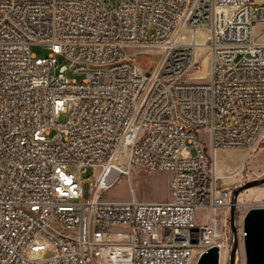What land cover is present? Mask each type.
Wrapping results in <instances>:
<instances>
[{
    "label": "built area",
    "instance_id": "1",
    "mask_svg": "<svg viewBox=\"0 0 264 264\" xmlns=\"http://www.w3.org/2000/svg\"><path fill=\"white\" fill-rule=\"evenodd\" d=\"M257 21L255 0H0V264H195L228 249L236 183L216 153L264 143ZM136 166L170 172L166 199L104 196Z\"/></svg>",
    "mask_w": 264,
    "mask_h": 264
},
{
    "label": "rangeland",
    "instance_id": "2",
    "mask_svg": "<svg viewBox=\"0 0 264 264\" xmlns=\"http://www.w3.org/2000/svg\"><path fill=\"white\" fill-rule=\"evenodd\" d=\"M259 37L264 36V25L260 27L256 33ZM32 51L37 55H47L49 49L34 44ZM158 54L151 52V49H144L141 55L137 57V61L146 67L156 63ZM57 59L60 64L67 61L63 56L58 55ZM60 69L56 68L55 73ZM67 75L81 79L84 75L81 73H74L71 70H66ZM195 79H208L210 75V56H204L202 60V67L199 71L194 73ZM63 113L59 120L65 119ZM202 137L209 141V135L206 131H202ZM217 171L223 174V180L228 183H236V187L244 185L250 180L264 178V143L256 150L249 152L247 148L243 147H219L216 153ZM241 168L244 170V176L241 174ZM239 171V172H238ZM92 168L89 167L84 176L88 180L91 178ZM170 187V172L168 170L148 168L136 166L132 169L131 174H122L117 181L104 192V196L116 199H128L133 193L137 194L139 198L148 200L166 199L169 194ZM239 200V202H238ZM236 216L235 225L237 227V241L238 246L235 253V264H246V251L244 244V215L246 211L253 206H264V182L256 185L248 186L239 191L235 197ZM231 208L229 209V228L227 233L229 235L228 254L225 258H221V264H230V252L234 245V232L231 225ZM57 253V249H44L37 253H30L34 258H47ZM197 262V261H196ZM195 262V264H196ZM194 264V262H193Z\"/></svg>",
    "mask_w": 264,
    "mask_h": 264
},
{
    "label": "water",
    "instance_id": "3",
    "mask_svg": "<svg viewBox=\"0 0 264 264\" xmlns=\"http://www.w3.org/2000/svg\"><path fill=\"white\" fill-rule=\"evenodd\" d=\"M264 182V178L253 179L233 189L234 195L245 187ZM236 203L231 205V225L234 232V245L230 252V264H235L238 246L237 227L235 225ZM244 244L246 264H264V206L250 207L244 215ZM196 240V239H194ZM196 264H221V251L217 244L209 246L198 257Z\"/></svg>",
    "mask_w": 264,
    "mask_h": 264
},
{
    "label": "crops",
    "instance_id": "4",
    "mask_svg": "<svg viewBox=\"0 0 264 264\" xmlns=\"http://www.w3.org/2000/svg\"><path fill=\"white\" fill-rule=\"evenodd\" d=\"M256 2L262 3L264 0H255ZM264 25V21H257L255 25V32L257 33L258 29ZM259 39L264 40V36L261 35L260 37L258 36Z\"/></svg>",
    "mask_w": 264,
    "mask_h": 264
},
{
    "label": "bare ground",
    "instance_id": "5",
    "mask_svg": "<svg viewBox=\"0 0 264 264\" xmlns=\"http://www.w3.org/2000/svg\"><path fill=\"white\" fill-rule=\"evenodd\" d=\"M216 167H217V166H216ZM217 173H221V172H218V171H217ZM238 202H239V200H238ZM226 254H228V252H227V248H226V249H223L222 252H221V258H222V260H223V258H225Z\"/></svg>",
    "mask_w": 264,
    "mask_h": 264
}]
</instances>
